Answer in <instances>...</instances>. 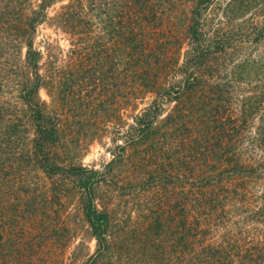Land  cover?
<instances>
[{
  "label": "rangeland",
  "instance_id": "374dc122",
  "mask_svg": "<svg viewBox=\"0 0 264 264\" xmlns=\"http://www.w3.org/2000/svg\"><path fill=\"white\" fill-rule=\"evenodd\" d=\"M70 1L52 3L32 38L33 47L41 52L43 86L38 95L60 134L45 148L47 166L60 171L47 174L33 153L34 129L20 98L32 75L25 47L10 38L0 48V264H7L2 255L10 251L17 258L14 264H181L173 229L181 183L187 187L191 183V115L167 118L177 112L173 102L163 101L156 124L146 135L132 127L154 94L140 89L146 64L141 62L137 70L130 67L123 44L127 20L115 11V0L107 5L96 0L92 27L66 31L56 17ZM223 2L215 1L208 10L212 27L218 24ZM37 3L29 0L22 6L29 10ZM191 6V0L167 2L153 25L143 29L145 46L154 50L151 62L160 67L181 62ZM257 14L252 15L253 22L263 20ZM2 34L0 38L6 31ZM259 49L264 51V43ZM118 52L120 57L114 55ZM168 74L166 84L175 77V67ZM9 124L14 129L8 137ZM79 166L97 171L94 204L108 216L101 246L83 214L84 177L70 173L71 167ZM260 191L256 188L251 194ZM235 217L229 211L227 227L235 226ZM242 233L234 234L240 235L241 247L252 248L260 235L246 229Z\"/></svg>",
  "mask_w": 264,
  "mask_h": 264
},
{
  "label": "trees",
  "instance_id": "16d2710c",
  "mask_svg": "<svg viewBox=\"0 0 264 264\" xmlns=\"http://www.w3.org/2000/svg\"><path fill=\"white\" fill-rule=\"evenodd\" d=\"M26 1L0 0V36L6 31L0 48L10 38L12 42L19 39L25 47V63L32 75L20 98L34 129L33 153L46 173L52 174L61 168L47 166L45 148L60 134L38 95L43 86L41 52L33 47L32 38L37 25L47 18L48 7L59 0H37L29 10L22 6ZM107 1L103 0L104 5ZM170 1L175 0H115V11L127 20V24H119H124L123 34L128 36L129 42L123 44L131 69L146 64L139 77L140 89L154 94L148 108L135 116L132 127L146 135L154 128L163 101L173 102L177 112L167 118L176 119L185 112L191 115V183L188 187L181 183L173 229L179 260L181 264H264V51L259 49L264 43V0H225L219 4L215 27L210 25L208 10L217 0H191L188 45L179 56L181 62L160 67L150 61L154 50L145 46L142 33ZM97 4L96 0H71L59 11L57 23L70 32L90 28ZM257 13L263 20L253 22L252 15ZM114 55L120 57L121 53ZM174 67L177 75L166 84ZM2 112L0 103V122ZM6 129L8 136L14 128L9 124ZM70 173L84 177L83 214L101 246L106 240L108 216L94 204L92 185L97 171L79 166L71 167ZM256 188L261 191L251 194ZM229 211L237 215L235 226L225 224ZM241 224L247 225L242 228ZM243 229L260 234L252 248L238 243ZM2 257L7 264L17 259L11 251Z\"/></svg>",
  "mask_w": 264,
  "mask_h": 264
}]
</instances>
